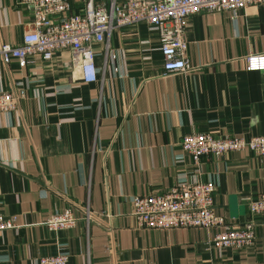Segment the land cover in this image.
Segmentation results:
<instances>
[{
  "label": "crops",
  "instance_id": "obj_1",
  "mask_svg": "<svg viewBox=\"0 0 264 264\" xmlns=\"http://www.w3.org/2000/svg\"><path fill=\"white\" fill-rule=\"evenodd\" d=\"M89 1L68 0L69 13ZM32 21L29 5L0 0L2 42L20 43ZM185 39L190 69L163 74L154 28H115L105 77L90 83L69 50L24 66L0 58V91H23L15 110L0 113V215L16 225L0 235V264L56 253L67 264H264V213L251 216L245 250L209 246L217 229L136 228L135 195L211 182L214 212L234 226L264 191V155L240 150L194 164L180 145L191 133L264 135V70L245 67L247 56L264 54V4L193 14ZM94 53L100 67L103 45ZM85 206L97 214L88 231L82 219L61 231L44 225Z\"/></svg>",
  "mask_w": 264,
  "mask_h": 264
},
{
  "label": "built area",
  "instance_id": "obj_2",
  "mask_svg": "<svg viewBox=\"0 0 264 264\" xmlns=\"http://www.w3.org/2000/svg\"><path fill=\"white\" fill-rule=\"evenodd\" d=\"M32 9L33 29L26 31L18 44L0 40V58L4 63L15 58L20 66L36 57L49 61L54 52L69 50L79 66L80 78L86 82L103 80L110 52L109 36L113 29L145 23L155 29L163 60V74L186 72L190 64L186 57L185 30L187 19L199 12L238 11L249 5L264 4V0H105L93 4L90 0L82 12L69 13L68 0H15ZM103 45V64L95 62L94 45ZM112 57L114 55L112 54ZM247 70H264V54H253L245 59ZM117 70L116 68H114ZM23 91H0V113L17 108ZM182 149L194 164L202 157L221 156L248 150L264 155V135L250 137H214L210 133L186 134L180 141ZM214 185L211 182L182 183L163 194L135 195L131 202L136 228L168 230L181 227L217 229L209 241L216 249L245 250L253 245L255 222L251 216L264 213V191L248 203L250 218L239 225L229 226L214 212ZM85 206L82 216L70 209L50 214L44 221L49 231L75 227L82 219L86 231L97 214ZM14 216L0 215V235L15 227ZM221 228H224L221 230ZM68 255L56 253L42 256L38 264H67Z\"/></svg>",
  "mask_w": 264,
  "mask_h": 264
}]
</instances>
